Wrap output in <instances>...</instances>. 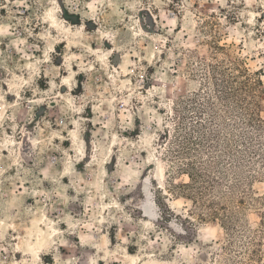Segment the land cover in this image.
Listing matches in <instances>:
<instances>
[{
  "label": "rangeland",
  "instance_id": "374dc122",
  "mask_svg": "<svg viewBox=\"0 0 264 264\" xmlns=\"http://www.w3.org/2000/svg\"><path fill=\"white\" fill-rule=\"evenodd\" d=\"M216 64L249 78L256 123L232 104L224 113ZM193 93L233 128L202 149L207 205L236 216L232 237L179 188L190 179L172 154L176 109ZM207 112L182 121L208 133ZM254 148L264 150V0H0V264H264ZM222 169L224 195L212 187Z\"/></svg>",
  "mask_w": 264,
  "mask_h": 264
},
{
  "label": "trees",
  "instance_id": "16d2710c",
  "mask_svg": "<svg viewBox=\"0 0 264 264\" xmlns=\"http://www.w3.org/2000/svg\"><path fill=\"white\" fill-rule=\"evenodd\" d=\"M217 49L224 50V47H221L217 45ZM214 80H215V87L218 91V96L216 97L218 101H220L221 106L224 108L225 114H230L229 109H231L232 106H235L240 110V112H244L245 110L252 111V114L249 115V117H246L243 113L240 114V119L242 121H247L246 124H254L257 121V113H253V111H258L260 108V104H251L248 101V97L250 95H253V86L250 83L249 78H247V81H240V78L238 76H231L228 72V69L224 66V64H216L211 65ZM241 75L243 76L245 73H248L247 69L240 70ZM249 74V73H248ZM217 76H221L222 79L219 80ZM250 76V75H249ZM248 77V76H247ZM258 84L262 87V82L258 80ZM255 84V85H258ZM263 88V87H262ZM182 104V110L176 109V115L178 117V125L176 124L175 129V138H174V146L172 150V154L174 157L181 159L182 164L179 166L178 172L182 174H186L188 178L190 179V183L182 184L179 188L180 190H183L182 192L184 194H188V196L191 197L192 202L194 203L195 207L199 208V210H202V208H209L210 213L201 215V220L205 221L208 216L209 217H215V218H221L223 223H225V227L227 231H229V235L231 237L234 235V232L237 228V218L236 216L228 212L226 209H214V204L209 203V206L207 205V196H208V190L205 188L204 184L211 183L209 180L210 177L206 175L205 169H204V163H203V157H202V149L204 147L205 141H211L216 144L214 146L215 148L223 147L222 146V132L223 127L224 130L227 131V133H231L233 128L229 127V124L226 122L225 116H223L221 113V110L217 107L215 103H213V100L211 98L205 97L203 98L202 102L197 105V101H199V94L193 93L192 96L188 98V100H180ZM251 105L254 107L252 109ZM193 109L195 111V114H198V116H205V112L209 113L211 116L210 119V125L213 127L210 129H207L208 133L204 130V123L197 122L196 124H193V126H188L187 124H184L182 119L184 120L183 114L189 113ZM196 109V110H195ZM197 111V112H196ZM233 112V111H232ZM183 113V114H182ZM229 116V115H228ZM232 115L231 119L236 121V116ZM185 125V126H183ZM243 130V129H242ZM166 137L168 138L170 133L168 131L166 132ZM249 141L253 138H249ZM247 142V140H246ZM239 146V141L236 139H229L227 141V145L222 150L225 157H228L230 159H233V162H235L237 165L234 167L233 171L234 176L236 179H241L242 177V171H240L241 167L244 166V155L243 153H240L239 151L234 150L233 145ZM245 143H243L244 145ZM252 150V149H251ZM264 152V150L259 149H253V151L250 152L251 157H263L264 160V154L261 153ZM186 162V163H185ZM217 162V161H216ZM220 163V162H218ZM219 168V167H218ZM178 173V174H179ZM220 174V181L217 179H213L212 181V187H214L215 191L218 193L224 195L222 191L223 187V181H228L229 176L227 175L226 171H219ZM239 188V185H232L229 189L232 191H236V189ZM214 210V211H213Z\"/></svg>",
  "mask_w": 264,
  "mask_h": 264
},
{
  "label": "bare ground",
  "instance_id": "6f19581e",
  "mask_svg": "<svg viewBox=\"0 0 264 264\" xmlns=\"http://www.w3.org/2000/svg\"><path fill=\"white\" fill-rule=\"evenodd\" d=\"M59 233V232H58Z\"/></svg>",
  "mask_w": 264,
  "mask_h": 264
}]
</instances>
